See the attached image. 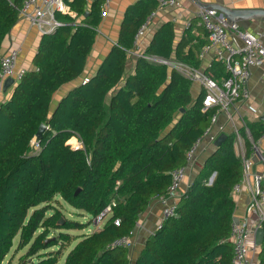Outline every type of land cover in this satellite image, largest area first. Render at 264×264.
<instances>
[{
    "label": "trees",
    "instance_id": "16d2710c",
    "mask_svg": "<svg viewBox=\"0 0 264 264\" xmlns=\"http://www.w3.org/2000/svg\"><path fill=\"white\" fill-rule=\"evenodd\" d=\"M104 1L89 6L86 0L69 1L75 15L58 13L64 25L42 35L33 67L1 104L0 264L16 237L17 248L29 246L25 257L32 258L21 264H231L232 190L243 176L234 133L226 134L183 192L177 215L148 235L136 257L127 248L109 246L130 234L150 203L167 192L171 170L186 164L187 151L210 126L215 109H203L204 90L194 98L191 79L143 56L126 77L135 34L157 0H140L127 9L118 40L97 72L53 105L59 88L84 72ZM21 5L22 0H0V54ZM174 37L172 26L164 25L145 54L199 67L197 52L204 42L185 52L191 38L176 44ZM208 74L217 81L226 77L224 63H215ZM42 123L48 128L34 152L32 141ZM247 126L255 140L264 133V120ZM73 136L81 147L68 143ZM245 146L249 154L251 143ZM59 199L89 214L93 223L107 205L116 204L101 228L72 236L69 230L87 225L66 218L55 206ZM78 237L62 261L63 250ZM259 261L264 264V239Z\"/></svg>",
    "mask_w": 264,
    "mask_h": 264
},
{
    "label": "crops",
    "instance_id": "0c3cea01",
    "mask_svg": "<svg viewBox=\"0 0 264 264\" xmlns=\"http://www.w3.org/2000/svg\"><path fill=\"white\" fill-rule=\"evenodd\" d=\"M65 1L69 7L68 13L74 16L75 13L72 12L69 5V1L71 0ZM138 1L140 0L110 1L109 5L106 7V14L104 16L101 15L102 20L98 27L96 40L84 72L77 79L66 83L59 88L54 96L53 105L66 95L71 88L84 80H88L97 72L99 65L111 50L114 43L118 40L127 9ZM87 5L89 6L90 3H87ZM207 6H215L218 11L223 14L225 13L228 17L232 18V20L238 22L240 27L244 30L253 33L259 31L264 32V0H177L175 5L157 9L156 14L151 19L146 34L136 43L134 50L129 52L126 77L129 74L134 73L137 58L146 52V49L151 44L156 32L161 27L168 24L172 26L175 34L174 42H176V44L184 41L187 37L191 38L189 45L186 44L183 51L188 52L193 45L197 46L199 43L204 42V44L200 45L197 52L200 59L199 68L206 73H208V71L210 72L211 69L213 72L215 63L218 62L215 59L214 49L210 50L204 58H200V51L206 44H208L209 39L207 31L201 24L197 13L201 8ZM226 11H228V13H226ZM237 13H241V15ZM81 21L82 17H77V22ZM188 32L189 36H187ZM41 37L42 34L36 26L32 25L28 19L20 17L8 35L4 38L1 52L5 53L13 45H21L22 51L17 59V68L18 70L31 69L33 67V59L38 50ZM17 82L18 80L14 78V83L7 90L3 89V101L9 98ZM249 86L251 93L250 98L247 100H238L231 105L228 110L220 112L216 123L212 124V132L217 134V137L223 133H234V148L237 155L242 159L245 154V156L250 158L253 162L252 171L260 172L263 169L262 164L259 162L257 155H252L251 151L249 154H246L245 144L247 140L251 143L247 134V130H249L247 124L254 121H260L264 116V63L253 68V74ZM201 90L203 89L200 84L193 82L192 91L194 98L198 96ZM242 128H245V131H241ZM237 133L240 134V137L237 136ZM262 144L264 146V142ZM215 149L216 146L214 145V142H210L208 138H205L203 143L198 147L193 162L188 166L187 175L182 187L183 192L197 177L206 159L213 151H215ZM253 185V179L251 177L245 182L242 192L235 198L236 209L234 212V221L238 223L246 221L249 226L255 227L254 233L248 239V245L252 250L250 254L259 259L262 244H257L255 237L256 229L260 227L258 225V216L256 212L248 210ZM161 213V204L157 200H154L141 214L137 222L140 225H136L134 229V257H136L145 245L148 235L155 230L160 220ZM95 224L96 223H94V225ZM102 225L96 224L94 227L95 229H99Z\"/></svg>",
    "mask_w": 264,
    "mask_h": 264
},
{
    "label": "built area",
    "instance_id": "2783aa9c",
    "mask_svg": "<svg viewBox=\"0 0 264 264\" xmlns=\"http://www.w3.org/2000/svg\"><path fill=\"white\" fill-rule=\"evenodd\" d=\"M94 0H86L92 3ZM111 0H105L102 5V13L106 14V7ZM177 0H158V6L146 18L144 23L138 28L135 34V43H137L149 29L152 17L156 14L157 9L175 5ZM69 7L65 0H22L19 9L20 17H24L36 26L40 33H50L55 31L64 22L58 18V13H68ZM197 16L201 24L207 31L209 42L200 51V58H204L210 50L214 49L215 59L224 63L227 76L217 81L211 75L188 63L166 58L160 55L142 54L146 59L162 63L170 69H175L185 77L191 79L194 83L200 84L205 91L203 99V109H215V113L210 119V126L207 127L203 134L200 135L186 154V164L175 167L171 170V182L165 194L159 196L156 200L162 206L160 220L155 230L162 228L164 222L177 215V208L181 196L183 195L182 187L187 175L188 166L193 162L198 147L203 143L205 138L210 142H214L217 134L212 132V124L216 123L218 114L228 110L238 100H247L250 98V80L253 74V68L264 63V32L256 33L244 30L236 21H229L222 12L212 7L201 8ZM22 51L21 45L11 46L5 53L0 54V108L3 102L2 91L4 89L5 80L13 77L18 81L25 73V69L18 70L17 59ZM84 80L83 82H86ZM247 134L251 140L250 151L252 155H257L263 169L260 172L252 171L253 162L250 158L242 157L243 176L232 190L234 198H236L244 187L245 182L252 177L253 189L252 196L248 206L249 211L256 212L258 216V225L264 226V133L255 140L250 131ZM240 137V134L237 133ZM78 138V137H77ZM79 139V138H78ZM74 148L82 146L80 140ZM34 152L40 149L39 140L35 137L32 141ZM212 177L209 183L212 182ZM115 201L110 203L104 209L102 215L94 219V223L103 220V217L109 216ZM119 225V219L115 220ZM140 225L139 223L136 224ZM154 230V231H155ZM255 227L249 226L248 222H236L232 224V242H233V258L231 264H260L256 256L251 255V248L248 245L249 237L254 233ZM135 231L130 234L120 236L110 243L111 248H127L130 251L135 248Z\"/></svg>",
    "mask_w": 264,
    "mask_h": 264
},
{
    "label": "rangeland",
    "instance_id": "374dc122",
    "mask_svg": "<svg viewBox=\"0 0 264 264\" xmlns=\"http://www.w3.org/2000/svg\"><path fill=\"white\" fill-rule=\"evenodd\" d=\"M78 140L79 139L76 136H73L68 141V143L71 144L72 146H74L76 143H79ZM55 206L58 209H60L62 213H64V216L66 218L73 219V220H76V221H78L80 223H84V224L87 225L85 228H82V229H72V230H69V232L72 234V236H77V235H81L82 233H90V232L94 231V229H95L94 226L96 224L102 225L103 222L105 221V219L107 218V216H106V218H104L100 222H97L94 225L93 221H91L92 217L89 214L83 212L82 210L74 209L73 207H71L68 203H66L62 199H59V201L55 202ZM52 231L54 232V235H58V231L57 230H54L53 229ZM52 235H53V233L51 234V236ZM18 240H19V238L16 237L15 238V241H14V246H13L11 252L6 256L3 264H21L24 259L27 262H30L31 261L32 258L25 257V254L27 253V250H28V247L29 246H26L23 249H18L17 248ZM79 240H80L79 237L76 238V239H73L72 242L67 246V248H65L63 250L64 251V254L61 257L62 261L65 259V257L67 255V253L69 252V250L71 248H73L77 244V242ZM134 249L135 248H133V250L131 251L132 252V255H133V258L135 256L134 255L135 254Z\"/></svg>",
    "mask_w": 264,
    "mask_h": 264
},
{
    "label": "water",
    "instance_id": "95a60500",
    "mask_svg": "<svg viewBox=\"0 0 264 264\" xmlns=\"http://www.w3.org/2000/svg\"><path fill=\"white\" fill-rule=\"evenodd\" d=\"M207 7H212V8H215L216 9V7L215 6H207ZM225 12V11H224ZM226 13H228V11H226ZM233 13H234V11H233ZM237 14H240L241 15V13H237ZM224 15H225V17L229 20V21H234V20H232V18H230V17H228L225 13H224ZM14 83V78L13 77H9V78H7L6 80H5V83H4V90H7L12 84ZM185 111V108H180V112H184ZM262 120H264V116L262 117ZM48 127H47V125H46V123H42L40 126H39V129H38V131H37V133H36V138L39 140V139H41L42 138V135H43V133L46 131V129H47ZM227 135L226 134H220L219 135V137L214 141V145L217 147L220 143H221V141L223 140V138L224 137H226ZM214 175L215 174H213V176H212V179L214 178ZM64 221V219L62 218L61 219V222H63ZM255 237H256V242H257V244H262V242H263V239H264V227L263 226H260V227H258L257 229H256V232H255Z\"/></svg>",
    "mask_w": 264,
    "mask_h": 264
}]
</instances>
